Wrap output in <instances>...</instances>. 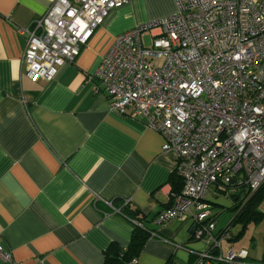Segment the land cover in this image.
I'll use <instances>...</instances> for the list:
<instances>
[{"label":"crops","instance_id":"0c3cea01","mask_svg":"<svg viewBox=\"0 0 264 264\" xmlns=\"http://www.w3.org/2000/svg\"><path fill=\"white\" fill-rule=\"evenodd\" d=\"M53 1L0 0V245L19 264H102L109 244L125 248L130 239L132 222L113 202L120 199L150 231L135 264H195L205 244L193 238V222L155 221L173 201L175 155L162 151L163 136L145 117L111 112L95 76L116 36L174 12V1L129 0L111 10L74 62L34 82L24 75L27 36L17 29L32 28ZM207 193L213 231L228 226L231 237L222 253L231 245L247 251L241 264H264V199L262 219L243 229L253 232L246 246L231 224L243 191L210 185ZM223 211L231 217L218 225Z\"/></svg>","mask_w":264,"mask_h":264},{"label":"built area","instance_id":"2783aa9c","mask_svg":"<svg viewBox=\"0 0 264 264\" xmlns=\"http://www.w3.org/2000/svg\"><path fill=\"white\" fill-rule=\"evenodd\" d=\"M128 1L54 0L32 28L17 29L27 36L24 75L51 80ZM173 1L174 12L116 36L95 76L111 112L145 117L163 136L162 151L175 155L182 187L155 221L193 222V238L205 244L195 264H241L245 249L222 253L230 234L213 231L206 196L210 185L234 186L245 200L264 183V0ZM0 264H19L2 245Z\"/></svg>","mask_w":264,"mask_h":264},{"label":"trees","instance_id":"16d2710c","mask_svg":"<svg viewBox=\"0 0 264 264\" xmlns=\"http://www.w3.org/2000/svg\"><path fill=\"white\" fill-rule=\"evenodd\" d=\"M170 184L172 194L180 192L182 181L175 171L170 176ZM262 199H264V183L253 193L247 195L245 200H241L239 203L233 205L232 211L235 214L231 224H241L238 237L242 235L243 229H245L250 222L256 223L262 219V214L258 210V204H260ZM113 202L119 206L121 213L131 220L133 228L130 233L129 242L125 248L120 247L114 242L106 247L102 264H128L132 258H136L139 255L144 243L150 237V231L144 222L146 221V216L140 210L129 203H124V201L120 199H116ZM230 238L229 236V239ZM218 264L225 263L221 262Z\"/></svg>","mask_w":264,"mask_h":264},{"label":"rangeland","instance_id":"374dc122","mask_svg":"<svg viewBox=\"0 0 264 264\" xmlns=\"http://www.w3.org/2000/svg\"><path fill=\"white\" fill-rule=\"evenodd\" d=\"M144 44L145 45H149V38L148 37H144ZM230 190V189H229ZM228 189H227V193H226V195H231L232 194V191H229ZM209 196H211V194H208L207 193V198H208V200H210V202H211V199L212 198H214L213 196H211V199H210V197ZM234 213V212H233ZM229 217H231V213H227V212H225V211H223L221 214H220V216H219V219H218V225H222V224H226V222H228L229 221ZM240 227V228H239ZM238 229H241V224L240 223H235V226L233 227L232 226V231L233 232H236V230H238ZM253 232H252V230L249 228V230H247V232L243 235H241V239H240V241L239 242H241L242 244H244V245H246V246H248V241H249V238H250V236L251 235H253L252 234ZM256 235V234H255ZM261 237L258 235V236H256V242L258 243V245L260 246L261 244H262V242H261V239H260ZM223 243V244H222ZM221 243V249H223L224 251H225V249H226V245H225V243L224 242H222ZM259 246H257L258 248H259ZM260 248H262V247H260Z\"/></svg>","mask_w":264,"mask_h":264}]
</instances>
